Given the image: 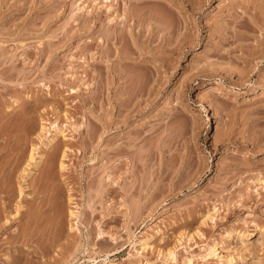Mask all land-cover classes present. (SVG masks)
<instances>
[{"label":"rangeland","instance_id":"rangeland-1","mask_svg":"<svg viewBox=\"0 0 264 264\" xmlns=\"http://www.w3.org/2000/svg\"><path fill=\"white\" fill-rule=\"evenodd\" d=\"M180 1L0 0L6 218L41 205L21 185L46 188L53 242L44 252L25 242L31 217L11 218L0 264L20 249L34 252L15 264H264V0L249 13L242 0L183 8L197 44L175 49L151 21ZM244 33L253 38L236 39ZM55 128L67 138L50 143ZM115 179L129 189L112 191Z\"/></svg>","mask_w":264,"mask_h":264},{"label":"bare ground","instance_id":"bare-ground-1","mask_svg":"<svg viewBox=\"0 0 264 264\" xmlns=\"http://www.w3.org/2000/svg\"><path fill=\"white\" fill-rule=\"evenodd\" d=\"M170 1H172V0H169V2ZM205 0H181L180 2V4L179 3H177V4H174V3H169L168 4V9L170 8V10L171 11H166L164 8H162L163 10H164V13H166V12H169V13H166V14H164V13H161V12H163V10H161L160 11V15L159 14H157L158 16L157 17H155L156 19H154L153 17L155 16H151L150 17V19H149V21H151V19H154V22L153 21H151L152 23H156L157 24V27L158 28H160L161 27V29L163 30V31H165L167 34H169V33H171V34H174V35H176L177 37H176V43H175V45L174 46H176L177 44H178V46L177 47H175V49H177V48H186V47H191V46H193V45H196L197 44V41H195L194 40V38H193V35H194V33H193V35L190 33L191 31V26H190V24H191V20L185 15L186 13H187V8H189V7H191V11L193 12V13H195V11H196V8L198 7H200V4L201 3H203ZM185 2H187V3H185ZM248 2V3H247ZM251 1H247V0H242V1H240V3H238L239 5H240V7H242L243 9H244V11L245 12H248L249 10V8H250V5H249V3H250ZM251 3H253V2H251ZM198 5L197 7H195V5ZM253 4H255V2L253 3ZM166 6V5H165ZM255 6V5H254ZM144 7L145 6H142L141 8H142V10L144 9ZM239 7V8H240ZM251 7H253L252 5H251ZM141 8H139V9H141ZM183 8H185V12H183L182 11V9ZM255 8V7H254ZM260 9V8H259ZM142 10H140V12H142ZM156 10V9H155ZM158 10H160V7H159V9ZM176 10H178V12L176 11ZM254 10V9H253ZM260 10H262V9H260ZM264 10V9H263ZM138 10H136V12H137ZM256 11H257V8H256ZM136 12L134 13L135 14V16L136 15H138V13H139V17L138 18H141V21H143V19H142V17H140V15H142V16H145V14H140V12H137V14H136ZM157 12H159V11H157ZM156 12V13H157ZM264 12V11H263ZM154 13V12H153ZM155 13V14H156ZM184 15H183V14ZM249 13V12H248ZM260 13L261 12H250V15H251V18L253 19V21H254V19H256V17L258 16V17H262V16H259L260 15ZM182 14V15H181ZM262 14V13H261ZM133 15V14H132ZM152 15V14H151ZM187 15H188V13H187ZM191 15V14H190ZM148 16H150V15H148ZM134 17V16H133ZM257 17V18H258ZM130 18H131V16H130ZM128 16H127V19H130ZM126 18H125V22H126V20H127ZM261 19H263V18H261ZM123 20V19H122ZM136 20V19H135ZM146 20V19H145ZM259 20V19H258ZM123 21V22H124ZM139 21H140V19H139ZM148 21V22H149ZM261 21V20H260ZM121 22V21H120ZM145 22V21H144ZM144 22H142L143 24H144ZM146 22H147V20H146ZM145 22V23H146ZM259 22V21H258ZM255 23V22H254ZM120 24V23H119ZM126 24H127V22H126ZM140 24H141V22H140ZM240 25H243V23H241ZM195 26V25H194ZM216 28H222L221 26L220 27H218V26H216ZM223 29V28H222ZM221 29V30H222ZM152 30H154V29H152ZM161 30V31H162ZM216 31H218V30H216ZM197 32V31H196ZM197 34V33H196ZM197 36V35H196ZM173 38V37H172ZM251 38H253L252 36H250V34L248 35V34H246V33H244V34H241V35H237V38L236 39H238L239 41H247V40H249V39H251ZM169 43H170V41H169ZM244 43V42H243ZM245 44V43H244ZM247 44V43H246ZM172 45V46H173ZM248 45V44H247ZM148 46V45H147ZM142 47H143V45H142ZM146 47V46H145ZM145 47H143L144 49H146ZM141 48V47H140ZM197 48V47H196ZM173 50H174V48H172ZM142 50V49H141ZM147 51V50H146ZM156 51V50H155ZM245 51V50H244ZM247 51V50H246ZM251 53H252V51L251 50H249ZM152 52H154V51H152ZM158 52V51H157ZM243 52V51H242ZM156 54V53H155ZM155 54H153V56H155ZM160 55V54H159ZM159 55H158V57H157V54H156V57H155V59L156 58H159ZM243 55V54H242ZM247 55H249V54H247ZM245 56V57H241V59L245 62V63H247V62H250L251 61V59L248 57V56ZM251 55V54H250ZM162 56V55H161ZM161 58V57H160ZM253 60V59H252ZM259 60V59H258ZM254 62H256V61H254ZM256 64V63H255ZM73 92H75V90H73ZM18 100V99H17ZM16 100V101H17ZM17 102H19V101H17ZM47 126L46 125H43L42 126V129H41V133L39 134V137H41V136H43L44 134H45V132L47 131V128H46ZM24 131V130H23ZM1 132V131H0ZM4 133H5V131H4ZM18 133V132H17ZM1 134V133H0ZM6 134V133H5ZM11 135H12V132L10 133ZM15 134V133H14ZM18 135V134H17ZM16 135V136H17ZM7 136V135H6ZM13 136V135H12ZM11 136V137H12ZM15 136V135H14ZM60 136H63V137H65V138H67V133L65 132V130L64 129H62V128H55V132L53 133V135H52V138L50 139V143H52V142H55L56 140H58L59 139V137ZM1 137V136H0ZM4 137V136H3ZM10 137V138H11ZM2 138V137H1ZM1 138H0V140H1ZM8 138V137H7ZM6 139V138H5ZM17 139V138H16ZM9 140V139H8ZM3 141H4V139H3ZM19 141V140H18ZM1 142V141H0ZM66 142V141H65ZM4 143V142H3ZM67 143V142H66ZM1 144V143H0ZM3 145V144H2ZM114 146H115V144H113ZM116 145H118L117 143H116ZM7 146H8V142H7ZM3 147V146H2ZM5 148V147H4ZM4 148H1L0 147V150L2 149V152H3V150H4ZM11 148V147H10ZM13 148V147H12ZM11 148V149H12ZM65 149L63 150L64 152H63V157H66L68 154H67V152L70 150V149H72V148H70V146L68 147V145L66 146V147H64ZM34 149L35 148H33V150H32V153H31V155L29 156L30 158V161H32L33 159H34ZM8 150V149H7ZM13 150V149H12ZM15 150V149H14ZM14 152V151H13ZM1 153V152H0ZM4 153V152H3ZM7 153V152H6ZM10 153V152H9ZM8 155V154H7ZM11 154H9V156H10ZM1 156V155H0ZM2 156H4V155H2ZM8 157V156H7ZM8 159H10V158H8ZM43 159H44V157H43V155H41L40 156V158H39V160H37V162L35 163V168H37L40 164H42L43 163ZM93 159V158H92ZM5 160V159H4ZM6 161V160H5ZM8 161V160H7ZM7 161H6V163H7ZM29 161V162H30ZM27 163V166H29V165H31L32 163ZM1 163H3V161L1 162L0 161V164ZM12 163V162H11ZM6 165H8V164H6ZM6 165L5 164H1L0 165V230L1 231H5L7 228H8V226L11 224V218L12 219H17L18 217H22L23 215L24 216H27V217H31L30 219L29 218H27V220L29 219V225H28V222H27V224L26 225H28L24 230H23V233H22V235H20L19 237H21V236H23L24 238H22L21 237V239H23V240H29V239H32V240H34V238L36 237L37 238V240H39V243H40V245H41V248H42V251L44 252V251H46V250H48V249H50L51 248V246H52V244H53V242H52V240H51V238H50V226L52 225L50 222H49V220L48 221H46L47 220V217L49 216H46V220H45V222H43L42 221V213L44 212V211H46L45 209L47 208H45V206L47 205V192H45V190H46V188H45V190H43V191H41V192H37V194L36 195H33L34 193L32 192V190H31V185L30 184H28V183H25V185H21V187L19 188V193H17L18 195L20 194V196H22V195H25L26 197H25V200L26 201H28L29 199L31 200L32 198H36L39 194H41V196H42V199H41V205L39 204V207L37 208V209H35V210H33L34 212H32L31 213V211H29L28 209H25V205H23V204H19L17 207H16V213L14 214V216L15 217H11V218H6L7 216H8V214L6 213V212H8V207L10 206V199H9V197L10 198H13L12 196H11V194L9 193V189H8V183H7V176L8 175H6L5 174V172H6ZM49 165V164H48ZM10 166H11V164H10ZM13 166V165H12ZM51 167V166H50ZM45 168H48V167H45ZM7 169H8V167H7ZM60 169L61 170H65V169H67V164L64 162V158L63 159H61V162H60ZM11 170H13V169H11ZM23 170H25V168L23 169ZM50 170V169H49ZM30 171V170H29ZM28 171V173H30ZM25 172V171H24ZM47 172V171H46ZM126 172V171H125ZM7 173V172H6ZM26 174V173H25ZM53 174V173H52ZM51 174V175H52ZM127 174V173H126ZM126 174H124V177H125V175ZM50 175V173L48 174V176ZM6 176V177H5ZM10 176V175H9ZM47 176V177H48ZM110 176V175H109ZM120 176V175H119ZM118 176V177H119ZM123 176H122V178H124ZM128 177V176H127ZM121 178V177H120ZM42 179V178H41ZM51 179H53L52 177H51ZM116 179H118V178H116ZM116 179L115 180H113V181H110L111 183H109V184H111V185H113L112 186V191H116V190H118V188H119V186L121 187L122 185H125V186H123V188L127 191L128 189L127 188H125L127 185H130V184H128V181H129V179L128 178H124V180H125V183L127 184H122V183H120L119 181H121V180H118V181H116ZM128 179V181L126 182V180ZM43 180H45V179H43ZM124 180H122L123 181V183H124ZM9 182V181H8ZM11 182V181H10ZM42 182V181H41ZM51 183V182H50ZM129 183H131L130 181H129ZM121 184V185H120ZM10 185V184H9ZM51 185V184H50ZM45 186H46V184H45ZM11 187V186H10ZM9 187V188H10ZM128 187V186H127ZM49 188V187H48ZM122 188V189H123ZM10 189H12V188H10ZM15 190V189H14ZM35 190V189H34ZM41 190V189H40ZM39 190V191H40ZM54 190V189H53ZM15 191H13V193H14ZM54 192V191H53ZM4 193V194H3ZM33 193V194H32ZM58 193V192H57ZM56 193V194H57ZM16 194V195H17ZM50 194V193H49ZM48 194V195H49ZM52 194V193H51ZM13 195H15V194H13ZM41 196H38V198L40 197L41 198ZM50 197V196H49ZM6 198H8V202H6L5 200L4 201H1L2 199H6ZM15 198V197H14ZM62 198V193H58L57 194V203H58V205H60V203H59V200ZM57 205V206H58ZM60 207V206H59ZM57 209H60V208H57ZM10 212V211H9ZM47 212V211H46ZM45 212V213H46ZM6 213V214H5ZM10 214V213H9ZM63 214V213H62ZM70 214L73 216V215H76V217H77V221L75 222L76 224H78V222H79V214L77 213V212H75V211H73V210H71V212H70ZM61 216L62 215H60L59 214V216H58V218L59 219H57L58 221H59V223H60V218H61ZM55 217H57V216H55ZM207 217H209V218H213V216L209 213V215L207 216ZM5 218V219H4ZM4 219V221H2ZM32 219V220H31ZM63 219V218H62ZM30 220H31V222H30ZM58 221L56 222V223H58ZM55 222V221H54ZM59 223H58V225H59ZM51 224V225H50ZM54 225V224H53ZM61 225V224H60ZM73 226H74V224H72L71 225V229L73 228ZM58 227V226H57ZM61 227V226H60ZM59 227V228H60ZM56 229H58V228H56ZM57 231H59V230H57ZM100 232H102V231H100ZM58 234V233H57ZM103 234H104V231H103ZM100 235H101V233H100ZM56 237H58V236H56ZM59 238H61V235L59 234V237H58V239ZM113 239H115V238H113ZM17 240H20V239H18L17 238ZM25 240V242H27ZM54 240V239H53ZM16 241V239L14 240V242ZM142 241V240H141ZM139 242V243H143V247H142V249H147L148 247H149V244H148V239H145V240H143V242ZM13 242V243H14ZM18 242V241H17ZM10 243V242H9ZM1 244V243H0ZM10 244H12V243H10ZM15 244V243H14ZM14 247V246H13ZM40 247V246H39ZM40 248V249H41ZM16 250V249H15ZM33 252L34 251H26L25 249H20V251H19V254H16V255H14L13 257V259H12V261H11V264H15V263H17L19 260H21V253H24V254H26V255H29V254H33ZM172 255V253L169 251V252H167V254H166V256H167V258L168 257H170ZM19 263V262H18ZM109 264H115V263H113V262H111V263H109Z\"/></svg>","mask_w":264,"mask_h":264}]
</instances>
